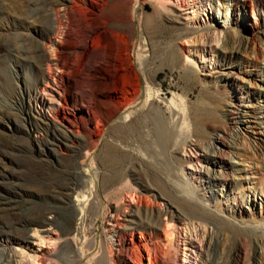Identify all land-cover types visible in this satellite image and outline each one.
<instances>
[{"label": "bare ground", "instance_id": "1", "mask_svg": "<svg viewBox=\"0 0 264 264\" xmlns=\"http://www.w3.org/2000/svg\"><path fill=\"white\" fill-rule=\"evenodd\" d=\"M150 1L154 2L155 6L151 15H145L143 11L146 9V3ZM162 1L168 0H16L18 6L24 8V16H18V22L15 21L6 31L9 39L0 42V47L7 52L6 59L11 62L9 78L13 83V90L10 98L14 99L4 111L0 108V125L5 124L7 129V132L0 131V219L3 214L14 215L17 209L15 200L19 193L15 188V171L11 165L19 153L29 154L25 160L30 159L41 164L50 156H64L70 159L69 163L75 164L79 159L88 158L102 141L106 148L111 149L123 146L128 136L134 135L146 146L152 149L158 147L170 153L180 149L187 138H194V144L197 146L206 135L209 146L204 149L205 154L209 153L208 164L211 168L229 169L234 180L229 183V175L225 171H219L217 176H209L208 183L229 187L228 194L233 202L239 196L242 201H246L251 194L252 203L257 201L256 193L262 196L264 105L260 106L259 102L252 103L250 96L254 95V92L255 95L261 93L258 99L264 103V75L261 76L264 71L260 73L262 84L257 86L256 90L243 88L241 81L243 76L248 75L246 68L250 56L255 65L261 62L264 64V30L261 40L257 36L256 19L253 17L259 9L264 10V0H237L233 3L229 0H214L226 10L223 14L219 13L224 24L221 27L215 25L209 28L215 45L221 41L222 48L229 45L227 30L234 29L233 31L239 34V23L247 12L252 19V23L246 22L247 27H250L251 37L246 39L245 44L237 37L233 43L235 46L232 47V52L236 61L232 69L237 73L233 71L229 77L235 74L238 76L230 82L231 88L226 94L228 109L222 114L216 111H185L184 108L179 109L171 100L167 102L164 111L153 107L143 111L144 105H139V75L144 79L148 101L153 97L158 98L159 94L153 89L150 75L147 73L151 57L149 49L147 50L143 43L134 50L135 43L130 42L129 37L136 34L137 29H142L143 34L149 27L153 31L160 28L158 18L162 13L156 4L163 6ZM188 2L190 1L181 0L180 3ZM229 7L230 19L225 20ZM138 14L144 20L139 26L135 22ZM121 33L125 34L122 38L125 43L122 45L117 43V37L119 38ZM86 43L91 46L89 51L86 50ZM134 52L138 59L137 67L130 58ZM233 80L238 81L240 85L233 83ZM247 84L250 86V81H247ZM237 104L241 111H234ZM151 105L153 106V103ZM124 113L126 115L121 117ZM3 115L7 119L4 120ZM205 121L213 123L209 133L204 129ZM110 124L112 135L103 139L105 129ZM239 138L246 141L244 145L251 147L250 155L245 153V146L238 141ZM111 155H108V158L112 159ZM256 164H259V169L253 166ZM72 168L79 178L84 179L81 183L76 184L78 181H75V184H54L47 186L46 192L54 204L59 205L71 204V197H74L75 207L68 210L69 213L78 214L81 220L88 210L93 213L100 210L97 190L101 184L97 170V173L91 168L85 171V165ZM178 176L183 178V181L179 180L182 186L169 183L171 185L168 187L164 183L160 188L161 200H166L169 192L172 194L169 195L171 203L167 201L169 207L165 206L163 213L150 212L138 199L135 211L113 225L111 233L114 234L118 250L131 245V242L125 240L128 232L133 236L134 232L140 230L154 231L160 216H167L170 221H183L191 217H198L210 223L220 220L217 209L210 211L203 199L194 195L187 183L188 178L181 172ZM256 179L262 181L261 189L255 187ZM246 183L250 192L246 195L235 194V190ZM50 210L42 208L24 218H17L13 223L9 222L10 225L3 221L0 226V264H19L12 260L13 251L7 246L16 238L21 239L22 231L29 226L44 227L53 223L45 218L46 214L51 215L53 210ZM237 214H244L240 205ZM240 224L244 227L241 234L249 237L250 226H254L252 222L244 221ZM87 245L86 242L80 243V247L74 252L69 247L65 248L68 253L61 256V259L64 262L69 254H73V257H70L82 262L89 252ZM236 254H243L242 247H238ZM262 254V250L257 251V256ZM95 257L96 260H93L94 257H87L84 264H124L120 260L111 259V250L108 247L101 249ZM38 260L34 261L35 264H38ZM69 261L70 259L65 263L68 264Z\"/></svg>", "mask_w": 264, "mask_h": 264}, {"label": "rangeland", "instance_id": "2", "mask_svg": "<svg viewBox=\"0 0 264 264\" xmlns=\"http://www.w3.org/2000/svg\"><path fill=\"white\" fill-rule=\"evenodd\" d=\"M189 1L183 4L180 3L181 0H168L165 1L166 3L161 2L163 6L159 5L160 3L156 4L162 13L158 18L160 28L153 31L149 27L143 34L142 29H137L136 34L129 37L130 42L135 43L134 50L143 43L146 49H149L148 53L151 57L147 73L148 76L150 75L153 89L159 94L158 98L153 97L151 101H148L144 79L139 75L141 95L138 103L140 106L144 105L143 111L151 107L164 111L169 100L175 102L179 109L184 108L185 111H216L222 114L228 109L226 107L227 90L231 88L232 78L238 76L235 74L229 77L233 71L237 73L232 69L236 61L235 54L232 52V47L235 46L233 43L236 37L244 41V44L246 39L251 37L250 27H247L246 22L250 24L252 19L249 12L244 15V19L240 21L241 24L239 23L241 28H239V34H236L234 29H228V43H230L222 48L220 45L222 41L218 45L212 42V31L210 32L209 28L215 25L221 27L224 24L220 14L226 12L225 8L222 9L214 0ZM229 1L233 3L237 0ZM18 5L16 0H0V12H2L0 13V42L9 39L6 31L15 21L18 22V16L22 15V18L24 16V8ZM153 6H155L154 2H147L144 14L151 15ZM230 10L229 7L225 20L230 19ZM253 17L256 19L257 36L263 40L264 10L259 9ZM142 20L138 14L135 18L137 26ZM178 34L180 36H177ZM124 35L121 33L120 37H117V43L120 45L125 43V39H122ZM86 46V50L89 51L90 44L86 43ZM262 48L264 51V46ZM251 57L246 68L248 75L243 76L241 85L243 88L250 87L253 91L262 84L260 77L264 74L260 76V73L264 71V64L261 62L255 65ZM6 58L7 52L0 47V108L3 111L10 106L12 100L14 101L13 97L10 98L11 90H13V83L9 78L11 62ZM130 58L137 67L136 53L134 52ZM92 64L95 65L94 62ZM247 81H250V86ZM234 82L240 85L238 81L233 80ZM260 94L255 95L254 92V95L250 96V101L259 102V105L263 106V101L258 99ZM146 100L148 102L144 104ZM234 111H241V107L237 104ZM125 115L126 113L121 117ZM2 117L4 120L7 119L4 115ZM203 126L206 133H209L213 123L205 121ZM1 130L7 132L5 124L0 125ZM243 132L247 134L246 131ZM109 135H112L111 124L105 129L103 139ZM204 137L199 146H195L194 138H187L184 145L180 146L175 153L162 151L158 147L152 149L135 135L128 136L123 146L111 149L106 148L102 141L88 158L79 159L75 164L69 163L70 159L64 156H50L41 164L27 160L29 154L19 153L11 165L15 171V188L19 193L15 200L17 209L12 216L1 215L0 226L3 221L13 223L17 218H24L42 208L53 210L51 215H45V218L53 223L44 227L29 226L26 228L28 230L22 231V238H16L7 246L15 252H12V260L19 264H35L34 261L38 259L40 262L38 264H67L65 262L70 259L68 264H84L88 258L94 257L93 260H96L95 256L101 249L108 247L111 250V259L120 260L124 264H258V262L264 264V189H262V196L256 193L257 201L250 203L253 198L249 194L248 202L242 201L240 196L233 202L229 195V187L213 184V182L209 184V176H217L221 171L229 175L227 176L229 183L234 180L229 169L211 168L208 164L209 153L205 154L204 148L209 146V142L206 135ZM243 140V138L238 139L245 146V153L250 155L251 147L248 144L244 145L246 141L243 142ZM108 155L113 158H108ZM81 165H85V171L91 168L92 171L98 172L95 171L101 184L97 190L101 207L96 213L88 210V213L86 212L80 220L78 214L69 213L68 210L75 207L74 197H71V204H54L46 192V187L61 183L75 184V181H78L76 184L81 183L84 179L79 178L72 168L74 166L80 168ZM253 166L259 169V164ZM177 172H181L188 178L187 183L194 191V195L201 197L210 211L217 209L220 220L210 223L198 217H191L183 221L177 219L170 221L167 216H160L154 231L140 230L134 232L133 236L131 232H128L125 240L128 243L131 242V245L118 250L114 242V234L111 233L113 225L135 211L138 199L149 208L150 212L163 213L169 207L167 201L171 203L169 195L172 194L167 191L169 192L167 199L161 200L160 188L164 186V183L168 187L171 185L169 183L182 186L180 181H183V178L178 176ZM255 181L257 182L255 187L261 189L262 181L257 179ZM78 188L81 189V187ZM249 192L247 183L241 184L235 190V194L245 193L246 195ZM239 205L244 212L242 216L237 214ZM172 206L175 205L172 204ZM244 221H250L255 226H250L249 237L241 234L244 227L240 222ZM82 242L88 244V258L79 262L78 259L72 258L73 254H71L72 257L69 254L68 259L63 262L61 256L66 255L67 252L64 249L69 247L74 252L78 250ZM238 247L243 249L241 256L236 254ZM260 249L263 254L257 256V251H261Z\"/></svg>", "mask_w": 264, "mask_h": 264}]
</instances>
